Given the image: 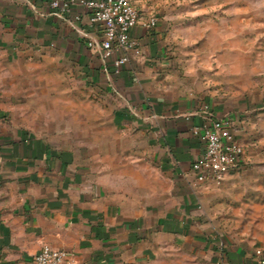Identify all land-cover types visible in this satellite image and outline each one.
<instances>
[{
    "label": "crops",
    "instance_id": "1",
    "mask_svg": "<svg viewBox=\"0 0 264 264\" xmlns=\"http://www.w3.org/2000/svg\"><path fill=\"white\" fill-rule=\"evenodd\" d=\"M131 1L150 17L151 3ZM169 26L162 15L151 29L137 25L132 36L140 53H130L114 72L86 45L82 34L98 30L81 5L61 14L50 0H0V46L26 42L69 50L112 85L122 99L114 123L133 125L140 145L123 152V172L111 186L97 183L89 168L73 165L45 139L0 118V264H31L43 244L72 253L78 264H255L253 241L225 237L218 226L229 218L208 211L212 202L233 199L241 163L220 184L197 183L190 170L203 150L193 129L209 107L195 98L156 97L158 75L170 63ZM213 111L225 116L218 107Z\"/></svg>",
    "mask_w": 264,
    "mask_h": 264
},
{
    "label": "rangeland",
    "instance_id": "2",
    "mask_svg": "<svg viewBox=\"0 0 264 264\" xmlns=\"http://www.w3.org/2000/svg\"><path fill=\"white\" fill-rule=\"evenodd\" d=\"M167 16L170 63L158 75L160 100L186 97L222 109L242 162L233 199L209 206L229 218V239L264 244V0H143ZM64 47L0 46V118L46 145L97 183L119 182L124 153L134 152V126L114 123L121 98ZM221 116V115H220ZM138 148V147H137ZM123 154V155H122ZM127 157H129L127 155ZM111 172V173H110ZM108 174H111L109 176Z\"/></svg>",
    "mask_w": 264,
    "mask_h": 264
},
{
    "label": "built area",
    "instance_id": "3",
    "mask_svg": "<svg viewBox=\"0 0 264 264\" xmlns=\"http://www.w3.org/2000/svg\"><path fill=\"white\" fill-rule=\"evenodd\" d=\"M77 5L83 7L88 24L98 30L82 34L87 47L103 61L110 62L114 72L128 62L130 53H140V45L132 36L134 28L142 25L151 29L157 23L154 16L144 19L131 0H50V7L61 14L69 13ZM204 118L193 129L203 142V150L191 163L190 170L197 183L212 179L220 184L242 158L243 148L233 138L227 119L206 111ZM254 258L255 264H264V249L256 248ZM31 264L78 263L72 253L43 244Z\"/></svg>",
    "mask_w": 264,
    "mask_h": 264
},
{
    "label": "trees",
    "instance_id": "4",
    "mask_svg": "<svg viewBox=\"0 0 264 264\" xmlns=\"http://www.w3.org/2000/svg\"><path fill=\"white\" fill-rule=\"evenodd\" d=\"M95 56L97 57H100L99 55H97V54H95ZM101 58V57H100ZM206 112H210V113H212L214 116H216V117H220V118H222L221 116H218V115H216V113L213 111V109L211 108H206V110H205ZM204 121H205V118H204ZM241 161H242V158L240 159V161L238 162V164L235 166V167H237L238 165H239V163H241ZM235 167H233V168H235Z\"/></svg>",
    "mask_w": 264,
    "mask_h": 264
}]
</instances>
